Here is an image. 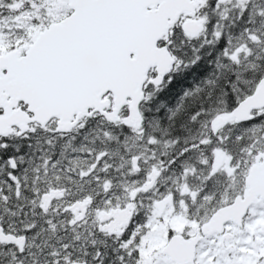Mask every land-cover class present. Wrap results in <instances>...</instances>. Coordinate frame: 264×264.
<instances>
[{
    "label": "snow or ice",
    "instance_id": "snow-or-ice-1",
    "mask_svg": "<svg viewBox=\"0 0 264 264\" xmlns=\"http://www.w3.org/2000/svg\"><path fill=\"white\" fill-rule=\"evenodd\" d=\"M0 264H264V0H0Z\"/></svg>",
    "mask_w": 264,
    "mask_h": 264
}]
</instances>
